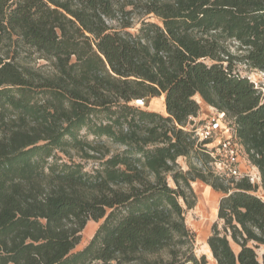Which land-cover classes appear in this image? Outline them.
I'll return each instance as SVG.
<instances>
[{"label":"trees","instance_id":"trees-1","mask_svg":"<svg viewBox=\"0 0 264 264\" xmlns=\"http://www.w3.org/2000/svg\"><path fill=\"white\" fill-rule=\"evenodd\" d=\"M27 48L54 73L23 65ZM238 62L264 73V0H0V264H209L186 224L197 181L224 195L215 263L264 264V92ZM161 96L166 116L131 105ZM197 97L260 183L207 166Z\"/></svg>","mask_w":264,"mask_h":264},{"label":"rangeland","instance_id":"rangeland-1","mask_svg":"<svg viewBox=\"0 0 264 264\" xmlns=\"http://www.w3.org/2000/svg\"><path fill=\"white\" fill-rule=\"evenodd\" d=\"M152 21L158 23V20L152 19ZM110 25L117 26L115 22H108ZM134 28L130 31L135 33L137 29L140 27V20L138 17L134 19ZM236 48H232V52H235ZM21 63L23 65L29 66L38 70L44 74L51 75L54 73V67L52 66V62L46 61L41 59V55L37 53L35 50H30L29 48L25 49L20 57ZM235 72L239 73L243 77H247L250 79L252 83H254L255 87L259 90L264 92V73L251 69L248 66L244 65L243 63H236L235 65ZM132 106L139 107L141 109L157 112L163 116H166V107H165V96H161L158 98H148L146 100L133 102L131 103ZM200 113L197 118L190 119L191 125L188 127L190 130L193 128L197 129L201 127L206 121L211 117L212 114L215 113L214 108H211L206 103H200ZM230 122L224 123L223 125V132L219 135L217 140H215L209 147H218L221 143V139H226L231 136V131L229 130ZM104 141H106L104 139ZM108 146L111 148V151L114 152L115 150L119 149L116 146L110 144L107 141ZM74 154V152H73ZM75 160L78 161V158L75 157ZM238 165V168L243 174H257V171L252 168L247 161L241 157ZM198 168H203L204 165L202 162H198L196 160L193 161ZM179 165L182 167L183 171H188V163L185 158H180L178 160ZM94 162H90L88 164L87 170H91L93 167ZM208 167L211 166L214 169L213 164L207 165ZM171 185L173 183L171 182ZM194 192L197 197V204L194 209L187 211L186 213V224L188 228L195 234L196 241H195V254L198 258H201L205 255L204 246L208 244V239L212 235L214 228L218 227V230L223 233V222L218 219V210L219 204L221 199L224 195L221 192H217L213 190L209 185L197 181L192 184ZM258 196H263L262 191H260ZM102 222L96 223L90 221L84 231L82 232V241L80 245L77 247L76 251L83 250L93 239L95 236L98 228L100 227ZM233 248L238 251V248L233 245ZM260 260H262V253L263 250L257 251ZM209 264H216L215 260L209 259V257L205 256Z\"/></svg>","mask_w":264,"mask_h":264},{"label":"built area","instance_id":"built-area-1","mask_svg":"<svg viewBox=\"0 0 264 264\" xmlns=\"http://www.w3.org/2000/svg\"><path fill=\"white\" fill-rule=\"evenodd\" d=\"M214 110L215 113L211 115L205 124L197 129L192 127L191 130H194V135L198 144L209 143L207 146L209 148L208 153L213 159L212 164L215 169V174L227 178L234 177L236 179L248 176L253 184L260 183L261 179L256 168L252 166V168L257 171L256 175L243 174L238 168L240 162L239 159L241 157H243V159L248 163L249 161L247 160L243 148L237 140L235 125L232 123L229 125V130L231 131L230 137L221 139L222 141L218 147H209L215 140L218 139V137H220L219 135L223 132V125L224 123H227L226 114L219 112L216 109ZM190 119L192 120L193 118Z\"/></svg>","mask_w":264,"mask_h":264},{"label":"bare ground","instance_id":"bare-ground-1","mask_svg":"<svg viewBox=\"0 0 264 264\" xmlns=\"http://www.w3.org/2000/svg\"><path fill=\"white\" fill-rule=\"evenodd\" d=\"M197 100L200 102V103H203L200 99V97H197ZM204 251H205V255H207L209 257V259L213 260V255H212V252H211V249L209 247L208 244H205L204 246Z\"/></svg>","mask_w":264,"mask_h":264},{"label":"water","instance_id":"water-1","mask_svg":"<svg viewBox=\"0 0 264 264\" xmlns=\"http://www.w3.org/2000/svg\"><path fill=\"white\" fill-rule=\"evenodd\" d=\"M203 256H206V255H203Z\"/></svg>","mask_w":264,"mask_h":264}]
</instances>
